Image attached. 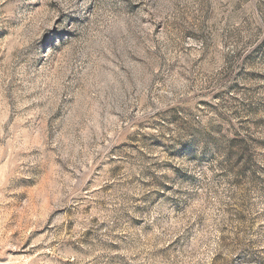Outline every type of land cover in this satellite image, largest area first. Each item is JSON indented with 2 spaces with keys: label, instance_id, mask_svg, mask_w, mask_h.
I'll return each instance as SVG.
<instances>
[{
  "label": "rangeland",
  "instance_id": "obj_1",
  "mask_svg": "<svg viewBox=\"0 0 264 264\" xmlns=\"http://www.w3.org/2000/svg\"><path fill=\"white\" fill-rule=\"evenodd\" d=\"M0 264H264V0H0Z\"/></svg>",
  "mask_w": 264,
  "mask_h": 264
}]
</instances>
